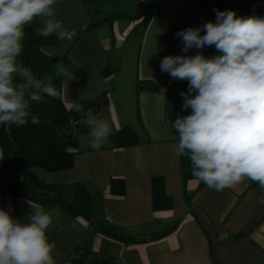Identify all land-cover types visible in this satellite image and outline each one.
<instances>
[{
    "label": "crops",
    "instance_id": "obj_1",
    "mask_svg": "<svg viewBox=\"0 0 264 264\" xmlns=\"http://www.w3.org/2000/svg\"><path fill=\"white\" fill-rule=\"evenodd\" d=\"M153 1L145 22L143 3L116 0L106 10H116L123 17L91 28L87 27L92 17L83 0H58L55 6V19L76 34L71 41L44 46L43 51L52 56L67 53V65L76 60L81 66L74 73L76 79L63 80L65 107L107 92L108 107L102 118L108 120L111 132L129 126L139 140L136 145L110 148L107 138L99 150L78 146L71 170L42 174L50 181L83 182L96 217L137 240L93 234L83 218L52 206L45 210L59 209L58 219L54 217L48 229L56 244L55 262L78 264L75 257L90 251L110 264H264V189L246 180L217 192L197 178L183 181L180 157L175 155L178 134L171 121L188 114L181 110L180 95L188 89L184 81L160 69L163 57L182 54L179 30L214 22L213 9L257 16L264 10V0ZM199 51L206 57L219 54L214 47ZM106 67L111 71L104 75ZM138 82L153 85L137 90ZM154 176L164 179L165 193L171 198L168 209L152 208ZM111 178L125 181L124 195L110 192ZM0 207L10 208L20 219L31 211L27 200L9 195L1 177Z\"/></svg>",
    "mask_w": 264,
    "mask_h": 264
},
{
    "label": "clouds",
    "instance_id": "obj_2",
    "mask_svg": "<svg viewBox=\"0 0 264 264\" xmlns=\"http://www.w3.org/2000/svg\"><path fill=\"white\" fill-rule=\"evenodd\" d=\"M58 0H0V125L22 127L31 120L32 102L59 96L53 76L37 79L19 58L26 28L39 18L37 36L71 41L75 31L55 19ZM215 12V21L179 30L181 55L160 61L161 72L188 81L181 92V110L171 121L178 134L175 155L186 156L192 175L217 192L244 181L264 189V17L238 16L233 10ZM214 47L219 53L206 57L201 51ZM196 49L197 54L187 55ZM57 62L55 77L69 82L80 68ZM190 110V111H189ZM91 147L99 150L111 134L106 119L84 121ZM31 211L22 219L10 208L0 207V264H56L55 242L48 229L59 209L45 210L28 201Z\"/></svg>",
    "mask_w": 264,
    "mask_h": 264
},
{
    "label": "trees",
    "instance_id": "obj_3",
    "mask_svg": "<svg viewBox=\"0 0 264 264\" xmlns=\"http://www.w3.org/2000/svg\"><path fill=\"white\" fill-rule=\"evenodd\" d=\"M83 1L92 17V22L87 28L123 17L121 13L106 10V7L116 0ZM143 4L142 18L145 22L153 9L154 1L147 0ZM257 16L264 17V10L258 12ZM42 26L40 19L37 18L32 26L26 28L23 53L19 60L31 69L37 79L53 76V84L57 87L59 96L56 98L45 96L40 103L32 102V114L40 117L39 124H32L29 119V122L22 127L0 125L1 180L14 199H25L41 205L44 209L58 206L73 218H83L87 222L88 230L93 234L99 233L124 239L127 242H135L137 240L115 232L107 221L96 217L92 196L83 182H56L42 177V174H53L73 168L76 154L74 150L78 147L77 136L88 132L85 119L88 117L101 119L108 107L107 92L77 102L69 109L65 107L62 99L63 79L55 77L54 65L57 62L67 65V53L52 56L43 51L44 46L54 44L58 39L55 36L48 38L37 36L35 29ZM110 71V68L106 67L102 73L107 75ZM152 85L151 82H138L137 90L150 89ZM184 86L188 89V81H184ZM108 141L110 148L139 143L136 132L129 126L112 131ZM180 170L184 182L195 178L186 156L180 157ZM109 190L114 195H124L125 181L122 178H111ZM151 194L154 210L170 207L171 198L165 193L162 176L152 177ZM175 226L176 224L171 228ZM74 261L78 264H110L109 260L99 259L90 251L81 252Z\"/></svg>",
    "mask_w": 264,
    "mask_h": 264
},
{
    "label": "rangeland",
    "instance_id": "obj_4",
    "mask_svg": "<svg viewBox=\"0 0 264 264\" xmlns=\"http://www.w3.org/2000/svg\"><path fill=\"white\" fill-rule=\"evenodd\" d=\"M121 9H123V8H121ZM115 11L116 10H107V12H115ZM127 11H133V13H135L134 11H136V10H134V8H128ZM101 119H103V118H101ZM134 125H135V127H137V123H135ZM134 129H136V128H134ZM77 141H78L79 148H82V147H86L88 145H91V137L88 135V132L87 133H84V134L78 135L77 136Z\"/></svg>",
    "mask_w": 264,
    "mask_h": 264
},
{
    "label": "built area",
    "instance_id": "obj_5",
    "mask_svg": "<svg viewBox=\"0 0 264 264\" xmlns=\"http://www.w3.org/2000/svg\"><path fill=\"white\" fill-rule=\"evenodd\" d=\"M140 2H142V3H144V2H146L147 0H139Z\"/></svg>",
    "mask_w": 264,
    "mask_h": 264
}]
</instances>
